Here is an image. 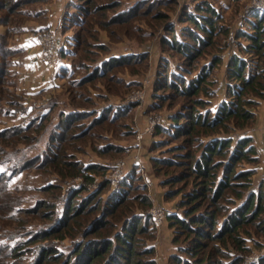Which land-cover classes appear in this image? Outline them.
Wrapping results in <instances>:
<instances>
[{"label":"rangeland","instance_id":"1","mask_svg":"<svg viewBox=\"0 0 264 264\" xmlns=\"http://www.w3.org/2000/svg\"><path fill=\"white\" fill-rule=\"evenodd\" d=\"M0 1L2 3L0 5V132L5 130L3 132L6 133L5 137H0V147L3 148L0 152V171L5 167L3 163L13 159V156L22 157L25 153L28 160L40 158L39 155L44 150L48 137L50 139V135H53L56 123L61 119L62 109L89 110L87 116L74 122L68 131V140L64 143L66 153H76V157L83 162L99 159L108 163L110 167L106 174L97 175L95 181L107 177L112 180L115 170L111 166L114 164L124 161L127 164L122 172H126L129 164L138 161L140 165L136 167V173L139 178L136 179L135 184L139 186L135 192L143 193L144 190L149 196L151 200L149 212L155 208H164L166 211V217L160 226L153 225L155 230L153 244L156 259L159 258L156 264H161L159 260L167 261V253L176 252L177 245L185 242L181 233L179 241L173 242L176 232L169 226L168 210L184 211V207L177 206L194 185L188 178L172 183L164 181L173 173H186V165L170 162L159 163L155 167L152 157L182 159L181 154H187V151L194 146L199 147L197 145L200 141L207 138L198 139L196 132L195 135L182 132L171 136L165 132L155 133V130L160 125L168 127L173 121V116L183 123V129L186 128L188 113L190 109L192 110V99L195 97L205 99L207 104L201 107L202 111L210 105H219L222 100L231 98L228 90L230 79L227 65L234 54H241L247 59L252 70L256 72L264 70V55L245 50L243 44L250 41L240 35L241 29L248 27L250 13L254 9H260L256 3L261 0H157L159 3H153L151 6L139 2L136 15L127 20L124 26L121 25L122 27H118L120 24L115 22L111 24L105 22L111 20L120 9H127L128 5L139 0H115L119 2L118 5L113 6L110 3L114 0H89L90 2L88 0H18L15 7L13 2ZM6 1L5 6L3 3ZM207 1L214 4L221 14L215 21L217 32L213 36V43L205 49V55L189 59L188 62L187 55H183L164 42V35H174L173 31L186 34L188 27L193 26L187 19V12L197 11V5L205 4ZM80 5H88L92 9L91 12L85 13V18L79 23L67 22L66 13H78ZM9 6L14 8L13 11L8 8ZM158 11L162 16L154 18ZM3 19L6 20L2 21ZM44 33L46 35L55 33L58 37L57 52L51 60L44 57L43 44L38 38ZM74 34L82 38L83 42H77L76 46L72 41L69 55H63L62 42L66 41V38L72 39L68 36ZM140 50L146 51L142 61L109 66L105 74L88 77L98 61L107 56ZM215 54L221 57V61L218 64H211L206 80L211 82L209 85L205 83L206 88L201 94L187 97L183 93H178L175 88L163 87L161 83L159 84L158 81L171 68L179 66L181 69L189 65L193 75ZM64 59L70 61L72 67L70 71L66 70V73L57 69ZM164 59H167L169 68L165 66ZM51 80H57L58 87L54 86L52 89L51 84L50 90L45 89V82ZM207 89L211 90L210 93L206 92ZM243 96L255 100V103L243 106L252 111L249 120L245 122L234 119L228 124L227 131H213L208 139L214 136L227 137L231 134L251 135L257 149L255 156L258 157V161L239 163L237 169L254 168L255 172L251 175L252 188L264 189V92L262 96L251 93ZM109 105L121 106L125 110L118 114L115 121L104 120L95 126L92 125L90 130L84 131L86 134L79 138L77 133L82 132L96 116L97 112L93 114L94 109L101 110ZM51 106L52 109L41 127L33 125L19 134L7 135L8 128L13 126L11 124L21 122L26 124L32 116H37L43 107L49 110ZM126 129L127 131H124ZM141 134L142 137H138ZM107 140L120 142L124 145V152L110 153L106 157L98 156L96 147ZM155 140L158 142L155 143ZM59 166H54L50 160L42 164L34 160L10 179L6 184V191L0 192V234L12 231L19 223L9 218L6 212L5 208L11 203L20 207L15 215L17 219L20 217L26 221L28 230H39L47 226V222L54 223L53 216L50 215L52 208L41 206L34 213L28 212L27 208L36 200L48 199L49 202L54 203L67 195L71 197L74 194L71 185L81 181V178L64 181V177L58 172ZM133 167L135 168V165ZM139 168L141 171L138 170ZM48 181H52L57 186L43 190L38 188ZM2 184L0 182V185ZM140 186H145V189H141ZM156 188H159V191ZM168 189H172L173 194L175 191L180 193L171 195L172 197L167 199ZM81 195H86V191L72 200L74 205L81 200ZM241 201L242 199H237L236 203ZM231 207L233 208L234 205L229 204L227 211L224 209L225 211L219 214L220 220ZM58 209L62 211L63 205ZM262 218L264 220V214ZM258 222L253 223L257 226V230L252 238L259 244L254 245L251 242V249L244 255L242 264H251L253 260L264 255V233ZM77 236L79 238L80 234ZM72 242L73 237L70 236L60 245L69 246Z\"/></svg>","mask_w":264,"mask_h":264},{"label":"trees","instance_id":"2","mask_svg":"<svg viewBox=\"0 0 264 264\" xmlns=\"http://www.w3.org/2000/svg\"><path fill=\"white\" fill-rule=\"evenodd\" d=\"M8 1L13 2L14 7L15 3L18 4V0ZM118 2L114 0L110 4L118 5ZM139 2L147 3L149 6L159 3L157 0H139L134 3L135 5H128L127 9H120L111 20L105 23L115 22L120 24L118 27L124 26L127 20L138 12ZM3 4L6 6L7 1ZM197 6V11L187 12V19L193 26L188 27L186 34L173 31L174 35H164V42L183 55H187L188 62H190L189 59L205 55V49L213 43V36L217 32L215 21L221 16L219 9L208 1ZM8 8L12 11L14 9L11 6ZM79 8L80 11L76 14L66 13L65 20L79 23L85 18V13L92 10L88 5H80ZM161 16L162 13L158 11L154 18ZM250 16L251 19L247 22L248 27H243L240 32V35L250 41L243 44L244 49L264 55V10L254 9ZM71 37L76 46L77 42H83L78 35L74 34ZM145 52L127 51L109 55L98 61L88 77L92 78L94 74H105L109 66L140 62ZM166 60L164 59L163 62L165 63ZM220 61L221 57L215 54L193 75L189 65L181 69L179 66L171 68L158 82L163 87L175 88L178 93H183L187 97L197 96L211 82H206L211 64H218ZM165 64L169 68L168 62ZM227 70L231 98L222 100L219 105H210L202 111L201 107L207 103L203 97H195L192 99V110L190 109L188 113L186 128L183 129V123L173 116V121L168 127L160 125L155 130V133L165 132L171 136L182 132L187 134L196 132L198 139L207 138L200 141L197 145L199 147L194 146L187 151V154H181L182 159L152 157L155 167L156 164L170 162L186 165V173H173L168 177V181L166 179L164 181L172 183L188 178L194 185L177 206L184 207V211L168 210L167 213L169 226L176 232L173 242L179 241L180 233L184 235L183 240L186 242L179 243L176 252L170 253L168 264H242L244 255L250 251L252 243L257 244L252 238L257 230V226L253 224L255 221H259L258 225L262 227L264 233L262 218L264 189L263 187L252 188L251 175L255 172L254 168L237 169L239 163L258 161V157L255 156L257 149L253 143V137L246 134L239 136L231 134L227 137L214 136L208 139L213 131H227L228 124L234 119L245 122L249 120L252 111L243 106L253 104L255 100L244 98L243 95L248 93L255 96L263 95L264 70L262 72L252 70L249 61L241 54H234L229 59ZM210 91L206 90L207 93ZM44 107L26 124L22 122L11 124L13 126L8 128L7 135L19 134L33 125L41 127L52 109V106L49 110ZM124 110V107H117V105H109L101 110L94 109L93 114L97 112L96 116L77 135L81 138L86 134L84 131L87 132L92 125L95 126L104 120L115 121L118 114ZM88 111L81 108L62 109L61 119L56 123L53 135H50V139L48 137L45 148L39 155L40 158L28 160L23 153L22 157L13 156V159L3 163L5 167H2L3 170L1 168L0 182L4 183L0 185V192H5L6 184L10 179L34 160L39 164L50 160L54 166L60 165L58 172L62 174L64 181L78 177L81 181L72 183L71 187L75 192L72 191L74 194L71 197L67 195L54 203L49 202L48 199L36 200L27 208V211L32 213L41 206L52 208L50 215L53 216L54 223L47 222V226L39 230H28L26 221L20 217L17 219L15 213L19 212L20 207L13 203L9 204V207L5 206L9 218L19 223L12 231L0 234V264H156L153 244L155 230L148 211L151 200L144 190L143 193L135 192L139 186L135 184L136 179L139 178L136 173L137 168H133L116 183L109 177L95 181L97 175L106 174L110 165L99 159L83 162L76 157V153L65 151L64 143L68 140V131L74 122L87 116ZM3 131L5 130L0 132V137L6 136ZM124 149V145L120 142L107 140L96 147V152L98 156L106 157L110 153L124 152ZM2 150L3 148L0 147V152ZM56 186L52 181H48L38 188L43 190ZM140 187L145 189V186ZM171 190L166 191L167 199L171 198V195L180 193L175 191L173 194ZM83 191H86V195H81V200L74 205L72 200ZM105 192L106 195H104ZM237 199L242 201L237 204ZM229 204L234 207H231L220 220L219 214L225 211L224 209L227 211ZM60 205H63L62 211L58 209ZM78 234H80L79 238ZM70 236L73 237L72 244L60 245L66 237ZM251 264H264V255L253 260Z\"/></svg>","mask_w":264,"mask_h":264},{"label":"built area","instance_id":"3","mask_svg":"<svg viewBox=\"0 0 264 264\" xmlns=\"http://www.w3.org/2000/svg\"><path fill=\"white\" fill-rule=\"evenodd\" d=\"M256 6L260 7L261 10H264V0H261L259 2L257 1ZM38 38H39L40 43L42 42L43 44L42 48H43L44 57L47 60L53 59L56 55L57 48H58V37L56 36V34L48 33L46 35L44 33V34H40ZM138 137H142V134L139 135ZM126 164L127 163L123 161L122 163L114 164L111 166V168L115 170L113 174V179H112L114 182H118L122 180L126 176V174L129 173L134 168L133 165H135V167L140 165L138 164V161L135 160L132 164L128 165L129 168L126 172L124 171L122 172V170L126 167ZM138 170L141 171L140 168ZM150 214L153 220V225L156 227H159L160 224L163 222V219L166 217V211L164 208L152 209L150 211Z\"/></svg>","mask_w":264,"mask_h":264},{"label":"crops","instance_id":"4","mask_svg":"<svg viewBox=\"0 0 264 264\" xmlns=\"http://www.w3.org/2000/svg\"><path fill=\"white\" fill-rule=\"evenodd\" d=\"M60 15V14H59ZM71 35H69L68 37H70ZM66 41H68V42H66V41H63L62 42V45H63V55H69V53H70V51L69 50H71V47H72V41H73V39H71V38H66L65 39ZM66 53H68V54H66ZM40 62V61H39ZM70 61H68V60H66V59H64L63 61H61V63L58 65L59 67H57V69L58 70H60L59 72H62V73H66V70L68 71H70V69L72 68L71 67V64L69 63ZM41 63V62H40ZM43 63V62H42ZM44 70V69H43ZM136 80V79H135ZM138 80V79H137ZM57 80H51V82L49 81V82H45L46 84H45V89H48V90H50V88H51V84H52V89L54 88V86L57 88L58 87V85H56L57 84ZM58 84H59V82H58ZM145 163L147 162V160H145L144 161ZM148 165V164H147ZM159 188H156V190H158ZM159 191V190H158ZM158 191H156L157 192V194H158ZM171 253V252H170ZM170 253H167L168 255H167V259H168V256H169V254ZM157 259H159V258H157ZM161 259H163V258H161ZM160 261V263L161 264H168V260L167 261H165L164 259H163V261L164 262H162V260H159Z\"/></svg>","mask_w":264,"mask_h":264}]
</instances>
